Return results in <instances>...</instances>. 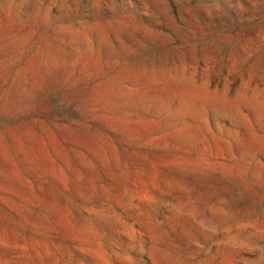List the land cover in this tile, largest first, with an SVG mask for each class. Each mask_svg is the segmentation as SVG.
I'll return each instance as SVG.
<instances>
[{
  "label": "rangeland",
  "instance_id": "374dc122",
  "mask_svg": "<svg viewBox=\"0 0 264 264\" xmlns=\"http://www.w3.org/2000/svg\"><path fill=\"white\" fill-rule=\"evenodd\" d=\"M0 264H264V0H0Z\"/></svg>",
  "mask_w": 264,
  "mask_h": 264
}]
</instances>
